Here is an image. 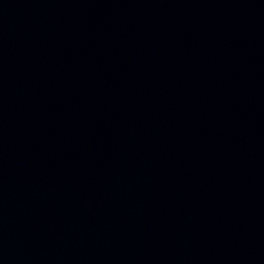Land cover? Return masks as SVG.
Here are the masks:
<instances>
[{
    "label": "water",
    "instance_id": "95a60500",
    "mask_svg": "<svg viewBox=\"0 0 264 264\" xmlns=\"http://www.w3.org/2000/svg\"><path fill=\"white\" fill-rule=\"evenodd\" d=\"M0 264H264V0H0Z\"/></svg>",
    "mask_w": 264,
    "mask_h": 264
}]
</instances>
